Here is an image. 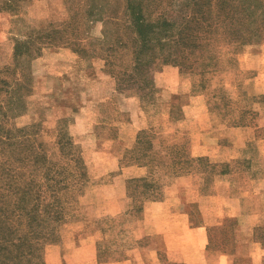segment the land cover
<instances>
[{
	"label": "rangeland",
	"instance_id": "374dc122",
	"mask_svg": "<svg viewBox=\"0 0 264 264\" xmlns=\"http://www.w3.org/2000/svg\"><path fill=\"white\" fill-rule=\"evenodd\" d=\"M92 3H102L105 14L88 15ZM125 8L126 0H0V264H99L102 249L130 244L117 230L125 229V219L103 216L104 199L124 197L117 187L102 188L111 177L105 167L113 165L108 151L120 149L105 139L140 105L147 121L161 120L163 105L153 104L163 95V65L179 61L193 72L215 66L206 96L213 100L212 90L222 84L236 108L244 104L239 91L250 88L242 83L256 73L241 61L254 65L261 45L264 53V0H141L146 21L172 24L166 41H153V34L158 58L148 74L151 87L143 88V80L119 74L134 56ZM179 35L186 41L176 40ZM218 162L199 165L206 184ZM188 166L191 181L199 167L196 160ZM129 193L135 200L147 195L135 185Z\"/></svg>",
	"mask_w": 264,
	"mask_h": 264
},
{
	"label": "crops",
	"instance_id": "0c3cea01",
	"mask_svg": "<svg viewBox=\"0 0 264 264\" xmlns=\"http://www.w3.org/2000/svg\"><path fill=\"white\" fill-rule=\"evenodd\" d=\"M242 58L253 61L246 53ZM241 64L256 73L242 83L250 88L239 91L244 95L242 106H234L237 103L222 84L212 90L213 100L206 96L208 75L217 72L215 66L193 72L165 64L163 95L153 104L163 105L161 120L147 121L146 106L140 105L128 114L130 119L118 121L117 134L106 137L120 149L108 151L113 165L105 167L111 177L102 188L117 187L124 197L104 199L108 208L103 216L112 222L125 219L123 226L129 229L117 230L130 244L102 249L106 258L99 264H264V118L258 119L264 116L263 46L254 65ZM191 75L197 80L191 82ZM220 108L225 113L212 118V111ZM234 108L239 109L235 116ZM102 122L106 127L108 122ZM178 146L188 150L175 152ZM190 160L198 167L223 164L206 184L204 167L189 180ZM146 181L162 186L148 189ZM134 185L137 191L157 189L161 194L135 200L129 193Z\"/></svg>",
	"mask_w": 264,
	"mask_h": 264
},
{
	"label": "trees",
	"instance_id": "16d2710c",
	"mask_svg": "<svg viewBox=\"0 0 264 264\" xmlns=\"http://www.w3.org/2000/svg\"><path fill=\"white\" fill-rule=\"evenodd\" d=\"M104 9L105 8H104V5L102 3H92L91 7L87 9V14L88 15L90 14L91 16L93 15L94 17L100 16V15L105 14V13H101L102 11H105ZM125 9H126V11L124 12V15H126L125 21H126L127 25L130 26L134 32V37H133V39H131L132 40L131 42H135V44L133 46L134 56H133L132 64H129L128 67L125 66L122 69V71L120 73L119 72L118 73L120 75L121 74L127 75V77L132 78V80H134L136 78L139 83H142L144 81L142 83L143 86L141 84H139L138 87H141V86H142L141 88H143L145 86L151 87L152 82L148 79V74H150V70L155 67V65L153 66L151 64H153L154 63L153 61L157 60V58H158L154 49L152 48L153 44H151L153 34L155 32H156V34H158L157 36H155L153 38V41H155V42L166 41L167 39L165 38V34L171 28L172 24L170 21H168L166 19H163L156 24L155 23L153 24V22H150L149 20L146 21L142 17L141 0H126V8ZM263 13H264V11H263ZM91 20H92V18H91ZM158 26L160 28L157 29ZM250 30L254 31L255 28L250 29ZM251 31H249V32H251ZM162 32H164V33H162ZM159 34H161V36H159ZM179 39L181 40L182 43L186 41L185 35H179L176 38V40H179ZM258 40H259V38H258ZM123 41L124 40H122L121 42H123ZM235 41H237V40H235ZM254 41H256V40H254ZM122 45H125V44H122ZM166 51H169V54H165V55H167L166 57H169L171 55L170 54V51H171L170 47H168L166 49ZM159 55H161V54L159 53ZM172 57L177 59V57H185V56L184 55L183 56L175 55ZM211 57L216 58V56L214 54H212ZM174 63L179 64L181 67H183L181 62H179V61H174ZM146 135L147 134H143V136L147 137ZM144 184L147 186L148 189L155 187V185L150 183L149 181H146ZM146 192H147L146 196H148L150 191H146ZM143 193L146 194L145 192H143Z\"/></svg>",
	"mask_w": 264,
	"mask_h": 264
}]
</instances>
